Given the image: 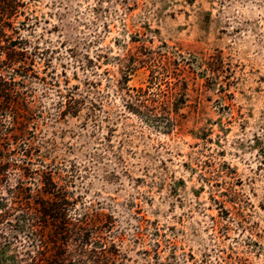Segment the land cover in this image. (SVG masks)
I'll return each instance as SVG.
<instances>
[{
    "label": "rangeland",
    "instance_id": "obj_1",
    "mask_svg": "<svg viewBox=\"0 0 264 264\" xmlns=\"http://www.w3.org/2000/svg\"><path fill=\"white\" fill-rule=\"evenodd\" d=\"M22 3L29 60L0 73L29 109L32 170L100 228L64 264H264V0ZM19 213L0 264L39 256Z\"/></svg>",
    "mask_w": 264,
    "mask_h": 264
},
{
    "label": "trees",
    "instance_id": "obj_2",
    "mask_svg": "<svg viewBox=\"0 0 264 264\" xmlns=\"http://www.w3.org/2000/svg\"><path fill=\"white\" fill-rule=\"evenodd\" d=\"M24 6L22 0H0V72L17 65L23 68L28 63L29 58L21 48L20 32L14 26L24 15L21 11ZM15 84L13 79L7 80L0 73V187L8 180L9 171H20L12 189V206L0 211V220L19 211V221L40 242L39 256L32 257V264H64L68 261L70 246L92 245L100 228L89 222L86 215H71L68 192L55 182L51 167L32 170L34 150L23 143L27 134L23 124L29 109L26 105H23L25 110L19 109ZM7 115L12 117V128H6L2 121V116ZM14 155L19 156L16 162ZM32 181L35 188L30 185ZM50 252L53 253L46 256Z\"/></svg>",
    "mask_w": 264,
    "mask_h": 264
}]
</instances>
